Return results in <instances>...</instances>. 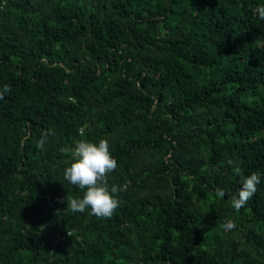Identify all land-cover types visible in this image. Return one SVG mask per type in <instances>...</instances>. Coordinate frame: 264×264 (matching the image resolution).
<instances>
[{
	"label": "trees",
	"instance_id": "1",
	"mask_svg": "<svg viewBox=\"0 0 264 264\" xmlns=\"http://www.w3.org/2000/svg\"><path fill=\"white\" fill-rule=\"evenodd\" d=\"M260 4L0 0V264H264ZM102 138L110 218L72 212L63 178Z\"/></svg>",
	"mask_w": 264,
	"mask_h": 264
},
{
	"label": "clouds",
	"instance_id": "2",
	"mask_svg": "<svg viewBox=\"0 0 264 264\" xmlns=\"http://www.w3.org/2000/svg\"><path fill=\"white\" fill-rule=\"evenodd\" d=\"M256 15L264 21V4L256 6ZM9 91L7 84L0 86V99ZM51 135V131L42 132L37 141L38 146L43 147ZM72 153L71 162L63 169V178L68 184L82 190V195L68 200L67 207L74 213H82L87 209L96 217L110 218L118 207L116 194L123 186L120 188L115 184L109 186L106 182V174L117 167L115 157L109 152L108 140L104 138L96 142L87 139L77 140L73 145ZM228 163L231 165L232 161ZM236 174L240 175L239 169H236ZM260 177L259 172H251L247 176L240 177L239 187L231 198L233 210L241 209L252 197L260 183ZM215 195L223 197L225 193L218 189ZM223 227L226 230L232 229L234 224L231 220H225Z\"/></svg>",
	"mask_w": 264,
	"mask_h": 264
}]
</instances>
